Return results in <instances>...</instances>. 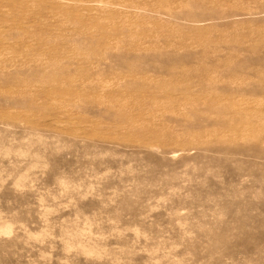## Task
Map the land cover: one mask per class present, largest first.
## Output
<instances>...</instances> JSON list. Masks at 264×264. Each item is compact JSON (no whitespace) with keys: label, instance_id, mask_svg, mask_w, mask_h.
I'll return each instance as SVG.
<instances>
[{"label":"rangeland","instance_id":"1","mask_svg":"<svg viewBox=\"0 0 264 264\" xmlns=\"http://www.w3.org/2000/svg\"><path fill=\"white\" fill-rule=\"evenodd\" d=\"M0 264H264V0H0Z\"/></svg>","mask_w":264,"mask_h":264}]
</instances>
